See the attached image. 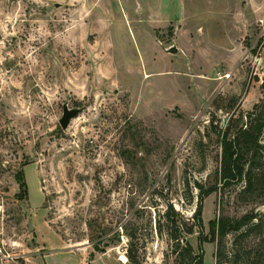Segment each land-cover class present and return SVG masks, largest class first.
Returning a JSON list of instances; mask_svg holds the SVG:
<instances>
[{"label":"rangeland","instance_id":"obj_1","mask_svg":"<svg viewBox=\"0 0 264 264\" xmlns=\"http://www.w3.org/2000/svg\"><path fill=\"white\" fill-rule=\"evenodd\" d=\"M263 77L264 0H0V244L18 264H180L172 220L194 222L196 182L219 181L218 130ZM64 104L81 109L67 128ZM241 186L181 232L189 264H216L211 221L264 213ZM256 242L224 247L245 261Z\"/></svg>","mask_w":264,"mask_h":264},{"label":"trees","instance_id":"obj_2","mask_svg":"<svg viewBox=\"0 0 264 264\" xmlns=\"http://www.w3.org/2000/svg\"><path fill=\"white\" fill-rule=\"evenodd\" d=\"M261 91L262 97L248 111L232 104L230 109L233 113L228 123L218 130L221 139V161L216 175L222 185L220 186L218 181L205 188L204 184L196 182L199 195L194 222L189 226L185 223L186 229H184L177 220H172L171 238L177 239L173 252L176 254V261L180 264L193 263L197 259L191 244L187 240L182 244L181 232L185 230L187 233H192L196 225L203 224L202 210L206 196L220 187H237L239 184H242L239 191L242 199L264 194V77ZM22 193L27 194L26 184H22ZM210 234V240L218 242L216 264H264V213L257 215L255 211H251L239 217L220 215L211 221ZM231 234L257 236V242L249 246L250 252L246 253L247 260L242 261V255L237 250L233 251L231 254L233 259L230 260L224 241ZM200 241L204 242L206 238L201 236ZM95 249L104 252L98 245H95ZM127 252V257L133 261L132 244L129 245ZM196 262L203 264L202 257L199 256Z\"/></svg>","mask_w":264,"mask_h":264},{"label":"water","instance_id":"obj_3","mask_svg":"<svg viewBox=\"0 0 264 264\" xmlns=\"http://www.w3.org/2000/svg\"><path fill=\"white\" fill-rule=\"evenodd\" d=\"M168 51L171 53H177L178 52V47L173 44L172 46H170L168 48ZM81 111L80 108H70L67 104H64L63 106V115L60 118V124L63 128H67V126L69 125L70 121L72 118L76 117L79 112ZM257 215L262 214L260 210H258ZM184 241H186V238H184Z\"/></svg>","mask_w":264,"mask_h":264},{"label":"built area","instance_id":"obj_4","mask_svg":"<svg viewBox=\"0 0 264 264\" xmlns=\"http://www.w3.org/2000/svg\"><path fill=\"white\" fill-rule=\"evenodd\" d=\"M24 258V254L12 251L5 242L0 244V264H18L19 259ZM80 264H87L84 260Z\"/></svg>","mask_w":264,"mask_h":264},{"label":"crops","instance_id":"obj_5","mask_svg":"<svg viewBox=\"0 0 264 264\" xmlns=\"http://www.w3.org/2000/svg\"><path fill=\"white\" fill-rule=\"evenodd\" d=\"M176 45V44H175ZM177 46V45H176ZM178 47V46H177ZM178 51H179V48H178ZM83 261V260H82Z\"/></svg>","mask_w":264,"mask_h":264}]
</instances>
